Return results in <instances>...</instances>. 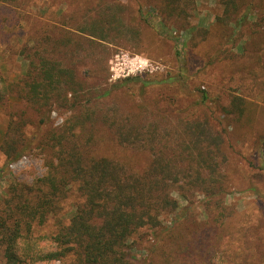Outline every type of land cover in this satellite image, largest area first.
<instances>
[{"label": "trees", "instance_id": "trees-1", "mask_svg": "<svg viewBox=\"0 0 264 264\" xmlns=\"http://www.w3.org/2000/svg\"><path fill=\"white\" fill-rule=\"evenodd\" d=\"M63 3L15 7L26 64L0 73V177L24 155L44 171L0 196V264H264V165L245 154L264 152V107L246 94L264 90V0H216L207 25L190 20L195 0ZM124 43L171 67L109 81L100 51ZM215 72L235 86L215 89ZM231 179L260 200L254 222L227 203Z\"/></svg>", "mask_w": 264, "mask_h": 264}, {"label": "rangeland", "instance_id": "rangeland-1", "mask_svg": "<svg viewBox=\"0 0 264 264\" xmlns=\"http://www.w3.org/2000/svg\"><path fill=\"white\" fill-rule=\"evenodd\" d=\"M24 1L25 0H0V73L13 81L18 80V78L22 75L24 66L26 64L25 59L18 54L21 39L17 38L16 33L12 32L13 29L19 28V25L16 21V17L19 16L17 13L19 10H17L15 7H20V2ZM34 2L40 3L39 6H42L43 3L50 4L49 10H57V8L60 10L61 8H64L63 6L65 5L63 0H34ZM31 6H33V4H31L28 8ZM143 11L149 12L150 14H155L154 4L150 1L146 2ZM217 12L218 6L216 4V0H195V9L190 20L192 23H197L199 21L200 23L207 25L213 20V17ZM153 21H155V19ZM21 25L23 26L22 22ZM158 28L163 36H169L168 30L165 31L157 25V29ZM169 31H172L173 35L177 36L178 38L177 47L181 48L180 50H182V58L187 59L193 65H197L196 60L198 58L195 54V52H197V47H193L192 42L189 40L190 32L187 29L179 26L171 27ZM243 38L245 40L247 36L244 35ZM134 50V45L131 43H124L121 45L109 44L108 48L100 51L101 56L109 54L107 55L109 56L107 60L109 81H114L130 74L154 73L171 67L157 58H147L145 57L144 53H137ZM165 52L167 58L174 60L173 49L168 40H166ZM133 58L141 61L142 65L146 64L145 67L136 71H130L129 69L130 65L133 63ZM262 77L264 78V75ZM199 78L202 79L203 84L209 82L208 76L199 74ZM213 82L215 84V89L221 88L226 90L229 88L228 85L235 86L234 81L227 80V78H220L218 72H215V81ZM252 92L253 93H246L247 97L259 102L260 106L264 107V90L255 88ZM11 100L15 101L16 98H12ZM51 117L53 119L52 124L58 126L63 121L64 115L57 114V112L54 111V115ZM3 124L4 114L0 110V139L1 131L4 128ZM245 154H251L254 156L256 162L264 165V152L260 149V146L257 147L254 142H249L248 147L246 146ZM4 163V156L0 152V168L4 165ZM43 171L44 167L42 165V160L30 155H24L19 160L10 163L5 169V173L3 172L0 177V196L4 195L5 188L11 179L15 178L17 180H29L32 176V173L41 174ZM232 180L233 179H231V181ZM226 201L230 205H233L236 210H238L242 218L246 221L254 222L262 215V206L258 197L250 190L241 189L240 185H237L235 181H232L231 183V191L227 195ZM66 207H68V204H66ZM170 218L171 215L163 216L165 222H169ZM54 228L55 226H53L52 220H50L48 226L40 228L39 231H52ZM143 244H146V241H144ZM140 247L141 248L135 250V255L137 257L143 255L145 252V248H142V244Z\"/></svg>", "mask_w": 264, "mask_h": 264}, {"label": "built area", "instance_id": "built-area-1", "mask_svg": "<svg viewBox=\"0 0 264 264\" xmlns=\"http://www.w3.org/2000/svg\"><path fill=\"white\" fill-rule=\"evenodd\" d=\"M146 64L142 65L141 61L136 60V58H133V63L130 65V71H136L141 68H144ZM54 115V111H52L51 116Z\"/></svg>", "mask_w": 264, "mask_h": 264}]
</instances>
